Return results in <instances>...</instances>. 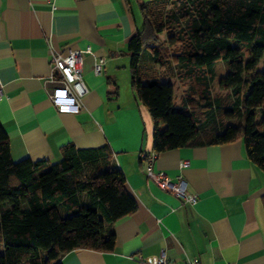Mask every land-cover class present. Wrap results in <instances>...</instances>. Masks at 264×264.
<instances>
[{"label":"crops","instance_id":"obj_1","mask_svg":"<svg viewBox=\"0 0 264 264\" xmlns=\"http://www.w3.org/2000/svg\"><path fill=\"white\" fill-rule=\"evenodd\" d=\"M146 1L54 0L52 7L48 0H0V123L11 157L54 162L69 143L106 146L109 164L125 176L136 209L107 224L113 249L75 248L61 256L62 264H152L161 253L170 263L190 257L200 264H264V170L248 159L242 140L154 151L153 120L130 85L127 49ZM72 49L81 51L85 92L78 112H59L50 100L61 84L60 73H50L51 53ZM140 59L172 84L180 107L189 80L161 71L146 50ZM149 153L155 170L172 180L180 175L195 203L147 177Z\"/></svg>","mask_w":264,"mask_h":264},{"label":"trees","instance_id":"obj_2","mask_svg":"<svg viewBox=\"0 0 264 264\" xmlns=\"http://www.w3.org/2000/svg\"><path fill=\"white\" fill-rule=\"evenodd\" d=\"M141 10L142 25L127 43L130 85L153 120L155 153L241 139L248 159L264 170V71H257L264 0H148ZM163 32L165 40L157 37ZM145 50L153 64L189 80L180 107L170 82L139 78ZM218 59L228 66L219 83L229 91L228 105L211 94ZM109 155L106 146L69 143L54 162L14 161L0 123V264H62L75 248L112 250L107 224L131 214L136 202Z\"/></svg>","mask_w":264,"mask_h":264},{"label":"built area","instance_id":"obj_3","mask_svg":"<svg viewBox=\"0 0 264 264\" xmlns=\"http://www.w3.org/2000/svg\"><path fill=\"white\" fill-rule=\"evenodd\" d=\"M54 7V0H48ZM103 60L100 59L94 65V71L99 72ZM55 71L61 75V84L55 86L50 93V100L59 112L76 113L80 109V96L85 92L82 79V55L77 49L69 50L66 55L51 53L50 73ZM3 85L0 80V98L3 96ZM155 153L145 155V174L159 188L169 191L180 197L183 201L195 203L197 196L185 190L184 183L179 176L172 180L162 171L153 168ZM187 162H181V166H186ZM152 264H200L197 258L186 257L182 262L170 263L164 253H161Z\"/></svg>","mask_w":264,"mask_h":264},{"label":"rangeland","instance_id":"obj_4","mask_svg":"<svg viewBox=\"0 0 264 264\" xmlns=\"http://www.w3.org/2000/svg\"><path fill=\"white\" fill-rule=\"evenodd\" d=\"M157 37H159V39H164L165 40V34L160 33L157 35ZM172 48V46H171ZM140 79H152V78H156L160 81H165L164 79H162L160 77V70L158 68H153L152 66H150L149 62H145V61H141L140 64ZM161 71H164L161 69ZM257 71H264V60H261L258 64L257 67ZM228 72V66H227V62L223 59H218L217 61H215V63L212 66V82H211V94L214 97H218L223 105H228L231 102V97L229 94V91L227 89L221 88L219 83L220 80L222 78H224L226 76ZM179 87V86H178ZM177 88V85H175L174 89ZM180 90H176L175 95L178 96L179 95ZM196 95V94H194ZM225 123H231L234 124L237 122L236 119L231 118V119H224ZM3 250V245L0 244V253Z\"/></svg>","mask_w":264,"mask_h":264}]
</instances>
